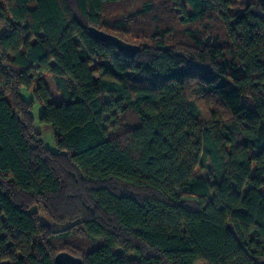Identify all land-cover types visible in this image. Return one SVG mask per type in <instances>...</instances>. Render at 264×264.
<instances>
[{
  "label": "trees",
  "instance_id": "1",
  "mask_svg": "<svg viewBox=\"0 0 264 264\" xmlns=\"http://www.w3.org/2000/svg\"><path fill=\"white\" fill-rule=\"evenodd\" d=\"M135 2L0 0V264L264 260V0Z\"/></svg>",
  "mask_w": 264,
  "mask_h": 264
},
{
  "label": "rangeland",
  "instance_id": "2",
  "mask_svg": "<svg viewBox=\"0 0 264 264\" xmlns=\"http://www.w3.org/2000/svg\"><path fill=\"white\" fill-rule=\"evenodd\" d=\"M142 1V0H141ZM141 1L140 0H136V2L134 3V5H132L133 8H127L125 7V9L121 10V11H118L116 9V7H107V11H106V16L108 17L107 19L109 20H113L114 18H120L122 19V16L125 18L129 13L133 12V10L137 9L138 6L141 4ZM252 2H255V0H233V5L232 7L230 8V10H233V11H239V10H242L244 8H246L250 3ZM33 4H30V7H32ZM116 9V10H115ZM143 18V17H142ZM135 25H132L133 27H136L135 29H133V31L138 32V27H140V31H139V35L141 33V30H142V25H145L147 26L146 24H150V22H148V19H141L139 18L138 21L135 23ZM4 30V26L2 24V22H0V34L3 32ZM136 39L135 40H132V38H129L130 39V43L132 44H137V42H143V39L141 36H135ZM46 82L48 84V86L50 87V90L52 92V96H51V99L54 101V102H60L61 101V97L59 95V93L57 92L56 90V85L54 83V80L52 77H47L46 79ZM21 94L22 96L25 98V99H32L33 98V95H32V92L30 91H26L25 89H22L21 91ZM43 111V106L39 105L38 103L35 102L34 104V107H33V116H34V124H33V128H34V131L39 133L40 134V137H41V140H42V143L43 145L46 147V148H49L50 150H53L55 151L57 149L56 145H55V141H54V137H53V132H52V129L49 125L47 124H44V123H41L39 121V116L41 114V112ZM196 174L197 175H202L204 176L205 178H208V173L207 171H204V170H197L196 171ZM35 211H39V209L35 206L33 207V209L31 210V212H35ZM40 220L49 225L51 228L53 229H58L60 226L56 225L55 223H53L46 214L40 212Z\"/></svg>",
  "mask_w": 264,
  "mask_h": 264
},
{
  "label": "water",
  "instance_id": "3",
  "mask_svg": "<svg viewBox=\"0 0 264 264\" xmlns=\"http://www.w3.org/2000/svg\"><path fill=\"white\" fill-rule=\"evenodd\" d=\"M90 33L94 38L112 44L125 56H133L139 51L137 45L125 42L120 38L107 34L97 28H90ZM55 262L56 264H83L81 259L68 253H59L55 257ZM261 264H264V260L261 261Z\"/></svg>",
  "mask_w": 264,
  "mask_h": 264
},
{
  "label": "crops",
  "instance_id": "4",
  "mask_svg": "<svg viewBox=\"0 0 264 264\" xmlns=\"http://www.w3.org/2000/svg\"><path fill=\"white\" fill-rule=\"evenodd\" d=\"M46 79H47V78H46ZM46 79H45V83H47V82H46Z\"/></svg>",
  "mask_w": 264,
  "mask_h": 264
}]
</instances>
